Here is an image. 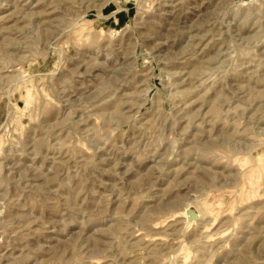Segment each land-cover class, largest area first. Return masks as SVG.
<instances>
[{"label": "rangeland", "instance_id": "rangeland-1", "mask_svg": "<svg viewBox=\"0 0 264 264\" xmlns=\"http://www.w3.org/2000/svg\"><path fill=\"white\" fill-rule=\"evenodd\" d=\"M0 264H264V0H0Z\"/></svg>", "mask_w": 264, "mask_h": 264}, {"label": "water", "instance_id": "water-1", "mask_svg": "<svg viewBox=\"0 0 264 264\" xmlns=\"http://www.w3.org/2000/svg\"><path fill=\"white\" fill-rule=\"evenodd\" d=\"M188 212H189V213H188V217H192V216L194 215V212H193L191 209H189Z\"/></svg>", "mask_w": 264, "mask_h": 264}]
</instances>
